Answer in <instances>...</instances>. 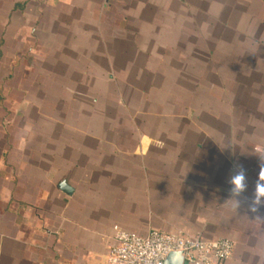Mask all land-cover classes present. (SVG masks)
<instances>
[{
  "label": "crops",
  "instance_id": "0c3cea01",
  "mask_svg": "<svg viewBox=\"0 0 264 264\" xmlns=\"http://www.w3.org/2000/svg\"><path fill=\"white\" fill-rule=\"evenodd\" d=\"M261 157L264 0H0V264H110L115 225L264 264Z\"/></svg>",
  "mask_w": 264,
  "mask_h": 264
},
{
  "label": "built area",
  "instance_id": "2783aa9c",
  "mask_svg": "<svg viewBox=\"0 0 264 264\" xmlns=\"http://www.w3.org/2000/svg\"><path fill=\"white\" fill-rule=\"evenodd\" d=\"M234 247L229 239H205L180 229L140 235L115 225L108 259L110 264H165L170 253L180 252L184 264H226Z\"/></svg>",
  "mask_w": 264,
  "mask_h": 264
},
{
  "label": "clouds",
  "instance_id": "9594fccd",
  "mask_svg": "<svg viewBox=\"0 0 264 264\" xmlns=\"http://www.w3.org/2000/svg\"><path fill=\"white\" fill-rule=\"evenodd\" d=\"M227 183L230 185L229 191L238 207L241 204V200L238 198L243 196L247 190V175L242 165H234ZM244 201L247 202L248 210L252 213L258 212L260 207L264 206V157H261L258 180L256 181L252 196L250 198L244 197Z\"/></svg>",
  "mask_w": 264,
  "mask_h": 264
},
{
  "label": "water",
  "instance_id": "95a60500",
  "mask_svg": "<svg viewBox=\"0 0 264 264\" xmlns=\"http://www.w3.org/2000/svg\"><path fill=\"white\" fill-rule=\"evenodd\" d=\"M165 264H184L183 255L180 252H172L168 255Z\"/></svg>",
  "mask_w": 264,
  "mask_h": 264
}]
</instances>
